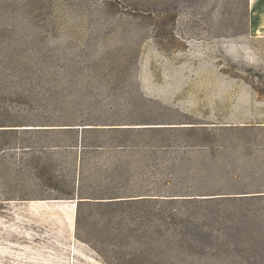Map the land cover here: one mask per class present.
<instances>
[{
  "label": "rangeland",
  "instance_id": "obj_1",
  "mask_svg": "<svg viewBox=\"0 0 264 264\" xmlns=\"http://www.w3.org/2000/svg\"><path fill=\"white\" fill-rule=\"evenodd\" d=\"M0 264H264V0H0Z\"/></svg>",
  "mask_w": 264,
  "mask_h": 264
},
{
  "label": "trees",
  "instance_id": "obj_2",
  "mask_svg": "<svg viewBox=\"0 0 264 264\" xmlns=\"http://www.w3.org/2000/svg\"><path fill=\"white\" fill-rule=\"evenodd\" d=\"M67 129H71V128H67ZM74 129V128H73ZM81 129H84V130H87V129H90V130H93V129H98V128H93V127H86V128H81ZM106 129V128H105ZM109 129H116V128H109ZM83 141H84V137H83V132L81 131V133H80V135H79V142L80 143H83ZM78 195H79V193H78ZM146 195H154V194H146ZM175 195H181V194H175ZM79 199H78V201H77V204L79 203V202H82V200H83V198H85V197H78Z\"/></svg>",
  "mask_w": 264,
  "mask_h": 264
}]
</instances>
